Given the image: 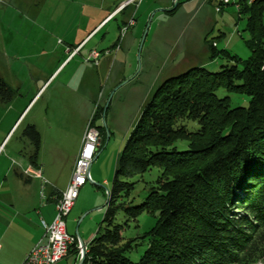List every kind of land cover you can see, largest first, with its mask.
<instances>
[{
    "label": "trees",
    "instance_id": "16d2710c",
    "mask_svg": "<svg viewBox=\"0 0 264 264\" xmlns=\"http://www.w3.org/2000/svg\"><path fill=\"white\" fill-rule=\"evenodd\" d=\"M263 1L240 2L251 34L247 60L210 46L211 61L226 60L218 72L195 67L170 77L142 106L82 264H249L264 253V6L255 5ZM230 95L248 97L247 107L231 108ZM11 96L0 79L1 101ZM110 103L91 120L101 149L106 128L99 121ZM23 135L36 158L39 133L28 125ZM144 214L153 226L130 236ZM143 245L132 261L129 254Z\"/></svg>",
    "mask_w": 264,
    "mask_h": 264
},
{
    "label": "crops",
    "instance_id": "0c3cea01",
    "mask_svg": "<svg viewBox=\"0 0 264 264\" xmlns=\"http://www.w3.org/2000/svg\"><path fill=\"white\" fill-rule=\"evenodd\" d=\"M138 1L25 0L21 4L27 8V15L22 19L27 26L22 30L15 26L12 34L2 37L0 79L12 96L9 101L0 99V264H22L43 239L41 222L49 224L54 217L55 204L69 182L85 127L95 110L105 105L109 94L126 79L122 70V75H116V64L119 69L125 64L119 39L127 37L128 31L132 40L140 38L149 16L157 18L156 34L185 8L189 10L183 14L192 13L193 17L204 11L207 36L216 31L224 37V27L232 28L242 17L237 14L241 0H229L225 6L220 0H178L181 6L172 16L163 10L171 9L174 0H147L142 13L144 0L141 4ZM259 6H264V1ZM44 8L50 11L41 15ZM231 31L239 34L237 26ZM92 52L99 54L97 65L87 60ZM28 125L34 126L40 136L36 158H32L33 147L23 135ZM93 164L91 183L79 189L65 221L66 232L75 238L77 246L57 264H77L80 241L87 251L95 235L92 224L84 223L92 206L82 198L84 189L94 191L87 185L93 184ZM36 174L45 180L44 198L40 195L42 181ZM99 198L97 195L91 201L99 204Z\"/></svg>",
    "mask_w": 264,
    "mask_h": 264
},
{
    "label": "rangeland",
    "instance_id": "374dc122",
    "mask_svg": "<svg viewBox=\"0 0 264 264\" xmlns=\"http://www.w3.org/2000/svg\"><path fill=\"white\" fill-rule=\"evenodd\" d=\"M24 1L25 0H0V44L2 43V37L12 34L15 26L20 30H22L24 26H27L22 19L27 15V8L21 4V2ZM140 1L137 3L141 4ZM146 1L147 0H144L143 5H141V13L145 9ZM256 2L257 0L253 3ZM253 3L251 5H253ZM259 4L260 3L255 4L256 8L259 7ZM221 6L225 5L221 4ZM229 7L234 11L233 6ZM216 9V11L219 10V8ZM188 10L189 8H185V12H183L187 13ZM211 10L216 17L220 16V14H215L212 8ZM49 11L48 8H44L41 15H45L47 14L46 12ZM183 12L179 11L176 17L172 19L171 23L160 26L156 34V25H154V23L157 18L149 16L146 20V25L149 24L147 35L140 51L139 45L143 33L139 35L140 38L132 40L131 31H128L127 37L119 39V46L121 45L122 49L121 57L125 60V64L123 69H119V64H116L115 69L116 72H118L116 75H122V73H119V70H122L126 77L125 80L130 78H132V80L109 94V96L112 94L110 108L105 118H102L101 122L99 121L101 125L104 126L105 124L106 141L101 149L102 137L100 136L97 154L98 152L100 153L98 157H95L93 160V170H91L93 184H87L94 191H90L89 189H84V191H82V198H84V201L88 203L89 206H92L85 217L84 223L92 224L91 227L95 233L102 221L104 206L107 202L106 193L111 188L118 156L122 151L131 128L140 114L142 106L152 97L155 90L166 79L182 74L195 67H202L211 73L218 72L221 65L226 63V60L216 58L211 61L209 59L210 46H216V49L219 51L226 50L231 55L237 56L243 61L247 60L251 55V50L248 46L251 40V34L246 30L247 15L242 14V17L232 28L224 27L225 36L220 37L216 31L207 36V18L204 17V11L196 14V17H193V15H191L192 13L187 15L183 14ZM13 21H15L16 24H13ZM262 21L264 23V18ZM218 26H222V22H219ZM236 26L238 27L239 34H235V32L232 33L231 31L234 30ZM119 75H117V77ZM108 85H110V81L107 83V86ZM225 95L227 94L222 91L217 93V96L220 98ZM248 101L249 98L246 96L230 95L231 108L237 106L247 107ZM3 125H5V123ZM188 128L193 130L195 125L190 123ZM15 139L16 136L11 143H13ZM94 172H96V174H94ZM152 172V176H154L155 171ZM37 175L38 174H36V176ZM148 178L144 176L145 180H148ZM105 181L107 183L103 184ZM141 187L142 183L140 182L136 191H139ZM97 195L100 196L99 200L101 203L99 204H95L91 201L94 200ZM153 224L154 219L144 214L138 219V231L132 229L129 235L133 236L137 233L142 234L147 232ZM70 228L71 223L68 221L67 229L69 230ZM75 246H77L76 241L75 245L72 247ZM78 248L80 249L79 246ZM144 249L145 245L138 247L136 251L129 254V258L137 262ZM261 253L262 251L256 253L254 259L250 260L249 264H264V253Z\"/></svg>",
    "mask_w": 264,
    "mask_h": 264
},
{
    "label": "built area",
    "instance_id": "2783aa9c",
    "mask_svg": "<svg viewBox=\"0 0 264 264\" xmlns=\"http://www.w3.org/2000/svg\"><path fill=\"white\" fill-rule=\"evenodd\" d=\"M246 4L249 0H244ZM227 5L229 0H220ZM99 54L92 52L87 58L98 64ZM100 144L98 130L88 122L82 135L80 149L74 161L69 182L55 204V214L49 224L41 222L43 239L38 241L27 253L22 264H57L65 258L71 247L75 245V238L66 232V218L70 214L78 196L79 189L86 183H91L90 166L96 157ZM41 178L40 195L44 198L45 180Z\"/></svg>",
    "mask_w": 264,
    "mask_h": 264
},
{
    "label": "water",
    "instance_id": "95a60500",
    "mask_svg": "<svg viewBox=\"0 0 264 264\" xmlns=\"http://www.w3.org/2000/svg\"><path fill=\"white\" fill-rule=\"evenodd\" d=\"M177 3H178V0H174V1H173V7H172L171 9H166V10H163V11H165V12L172 11L173 9L176 8ZM148 27H149V24H147L146 27H145V29H144L143 36H142V38H141L140 45H139V51L141 50V48H142V46H143V43H144L145 37H146V35H147ZM131 80H132V78L123 81L122 83H120V84L114 89V91L117 90L118 88H120L121 86L125 85L126 83H128V82L131 81ZM114 91H113V92H114ZM111 97H112V94L108 97L107 102H106V104H105V106H104V114H105V111H106V109H107L109 103L111 102ZM103 123H104V119H103ZM104 127H105V124H104ZM108 199H109V192L106 193V200L108 201ZM79 247H80V252H81V254H80V258H79L77 264H82L83 261H84V258H85V248H84L83 243H81V241H80V243H79Z\"/></svg>",
    "mask_w": 264,
    "mask_h": 264
},
{
    "label": "bare ground",
    "instance_id": "6f19581e",
    "mask_svg": "<svg viewBox=\"0 0 264 264\" xmlns=\"http://www.w3.org/2000/svg\"><path fill=\"white\" fill-rule=\"evenodd\" d=\"M254 1H256V0H249L248 5H251Z\"/></svg>",
    "mask_w": 264,
    "mask_h": 264
}]
</instances>
